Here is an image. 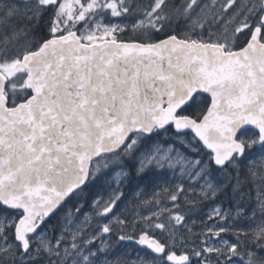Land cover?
I'll return each instance as SVG.
<instances>
[{
	"label": "snow or ice",
	"instance_id": "snow-or-ice-1",
	"mask_svg": "<svg viewBox=\"0 0 264 264\" xmlns=\"http://www.w3.org/2000/svg\"><path fill=\"white\" fill-rule=\"evenodd\" d=\"M0 264H264V0H0Z\"/></svg>",
	"mask_w": 264,
	"mask_h": 264
},
{
	"label": "trees",
	"instance_id": "trees-1",
	"mask_svg": "<svg viewBox=\"0 0 264 264\" xmlns=\"http://www.w3.org/2000/svg\"><path fill=\"white\" fill-rule=\"evenodd\" d=\"M146 3L147 0H144ZM161 142H166L165 137L159 138ZM217 176V174H216ZM149 179L146 181L141 182L140 188L136 189L135 191L129 192V187H124V191L127 194L128 202V213L130 215H137V214H149L152 211V204H135V196L136 192L138 191L142 197L150 198L154 191H160L165 187H174L176 183L179 182V179L174 176V173L169 169H154L149 173ZM220 179L228 178L224 174L218 175ZM106 189L101 188L100 192L105 191ZM163 194V193H162ZM123 207V206H122ZM205 208L206 205H201V208ZM195 215V214H193ZM197 220H199L198 216H196ZM55 223V220H53ZM137 250V246L132 242H121L120 244L114 245L113 254L123 256L125 253L130 255H135Z\"/></svg>",
	"mask_w": 264,
	"mask_h": 264
},
{
	"label": "rangeland",
	"instance_id": "rangeland-1",
	"mask_svg": "<svg viewBox=\"0 0 264 264\" xmlns=\"http://www.w3.org/2000/svg\"><path fill=\"white\" fill-rule=\"evenodd\" d=\"M261 159H262V154L258 158H252L251 160L247 161V165H246L247 167L246 168H248L250 166H254V165L260 164ZM170 171H172V170H170ZM246 171H247V169H246ZM173 173H174V176L179 179V173L178 172H173ZM218 175H223V174L221 173V174H218ZM211 203L212 202H208V204H211ZM249 207L251 209L250 211H248L249 216L251 215V212L253 210H255L256 211V215L259 216V210L256 208V199H255V192L254 191L250 195ZM203 209H204L205 212L210 210L207 205ZM238 223L240 224L241 227H244V226H246L247 224L250 223V220L247 217L241 216L239 218V220H238ZM197 224H199V220H197Z\"/></svg>",
	"mask_w": 264,
	"mask_h": 264
},
{
	"label": "flooded vegetation",
	"instance_id": "flooded-vegetation-1",
	"mask_svg": "<svg viewBox=\"0 0 264 264\" xmlns=\"http://www.w3.org/2000/svg\"><path fill=\"white\" fill-rule=\"evenodd\" d=\"M261 154H256V155H253L251 156L248 160L245 161L244 165H243V170L246 172V165H247V161L251 160L252 158H258ZM218 174H221V173H218ZM217 174V176H218ZM217 179L219 181H222V182H227L228 178H224V179H220L219 177H217ZM229 195H231V190L229 189ZM221 199H224L223 197H221ZM249 201H250V196L246 195L242 200H239L238 202L239 203H242L244 205V209L246 211H250V207H249ZM225 204H227V201L225 200ZM203 208V207H202Z\"/></svg>",
	"mask_w": 264,
	"mask_h": 264
}]
</instances>
